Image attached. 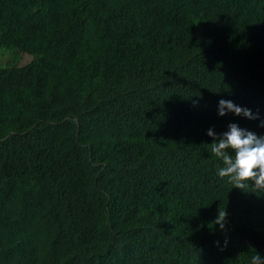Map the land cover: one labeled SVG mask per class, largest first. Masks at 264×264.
Listing matches in <instances>:
<instances>
[{
	"label": "trees",
	"instance_id": "trees-1",
	"mask_svg": "<svg viewBox=\"0 0 264 264\" xmlns=\"http://www.w3.org/2000/svg\"><path fill=\"white\" fill-rule=\"evenodd\" d=\"M231 123L264 135V0H0V264L264 257Z\"/></svg>",
	"mask_w": 264,
	"mask_h": 264
},
{
	"label": "clouds",
	"instance_id": "clouds-1",
	"mask_svg": "<svg viewBox=\"0 0 264 264\" xmlns=\"http://www.w3.org/2000/svg\"><path fill=\"white\" fill-rule=\"evenodd\" d=\"M226 111L249 119L257 118L249 109L237 106L230 100L221 99L218 103V114L224 116ZM261 126H264V123ZM207 134L213 137L211 152L223 162V167L217 170L218 175L221 178L228 177L233 187L241 190L247 186L246 182H251L258 191H264V135L242 129L235 123L229 124L228 130L220 136H216L211 129ZM226 217V209L218 210L215 224L223 229ZM251 264H264V257L258 253L254 254Z\"/></svg>",
	"mask_w": 264,
	"mask_h": 264
},
{
	"label": "rangeland",
	"instance_id": "rangeland-1",
	"mask_svg": "<svg viewBox=\"0 0 264 264\" xmlns=\"http://www.w3.org/2000/svg\"><path fill=\"white\" fill-rule=\"evenodd\" d=\"M8 54V53H7ZM30 59V58H29ZM28 59L26 58V57H23V58H21V60H20V64H23V63H25L26 61H27ZM18 61V60H17ZM16 61V62H17Z\"/></svg>",
	"mask_w": 264,
	"mask_h": 264
}]
</instances>
